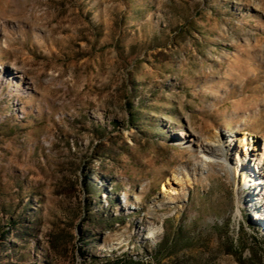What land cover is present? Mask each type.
<instances>
[{
    "label": "rangeland",
    "instance_id": "1",
    "mask_svg": "<svg viewBox=\"0 0 264 264\" xmlns=\"http://www.w3.org/2000/svg\"><path fill=\"white\" fill-rule=\"evenodd\" d=\"M255 188L264 0H0V264H264Z\"/></svg>",
    "mask_w": 264,
    "mask_h": 264
},
{
    "label": "bare ground",
    "instance_id": "2",
    "mask_svg": "<svg viewBox=\"0 0 264 264\" xmlns=\"http://www.w3.org/2000/svg\"><path fill=\"white\" fill-rule=\"evenodd\" d=\"M180 137H181V140L184 141V143L196 149L203 156H212L216 159H222L224 162H228L229 160L228 157L231 156V154H235L234 155V161H235L234 171L235 173L240 174L243 180L245 179L246 171L254 172L253 169L249 167V164L247 163V157L248 159H252V160L255 159V156L253 154H250V152H252L254 149L251 145V142H255V140L251 138L249 141V137H247L246 134H243L239 139L238 145L240 149L236 143H233L234 139H232L228 143V145L224 147L221 143L214 141L210 138L202 137L199 134L194 133L193 131H190V132L182 131L180 133ZM241 147L244 148V155H241V151H240ZM199 162L202 163L201 160ZM257 163H259V161L255 162L254 165H257ZM254 177H256V184L263 183L262 182L263 178L262 176H260V174L258 176L257 174H255ZM173 179L178 180V176L176 175V173L174 174ZM168 190L169 191L167 192V194L169 196V199L173 201H181L186 196V190L184 188H182V191L180 194L173 196V193H171V191L176 192L177 189L171 184V182H169ZM254 192H255V195L258 197V200L261 198H264L263 197L264 191L261 192L260 190L255 188ZM235 215L236 216L240 215L239 209L236 210ZM260 217L261 215L258 213L257 215L254 216L255 219H261ZM157 231H158V228H154L149 236H155Z\"/></svg>",
    "mask_w": 264,
    "mask_h": 264
},
{
    "label": "trees",
    "instance_id": "3",
    "mask_svg": "<svg viewBox=\"0 0 264 264\" xmlns=\"http://www.w3.org/2000/svg\"><path fill=\"white\" fill-rule=\"evenodd\" d=\"M92 186H93V187L91 188V190L95 191V190H96V189H95V188H96V187H95L96 185L93 184ZM130 262H131V261H130Z\"/></svg>",
    "mask_w": 264,
    "mask_h": 264
}]
</instances>
